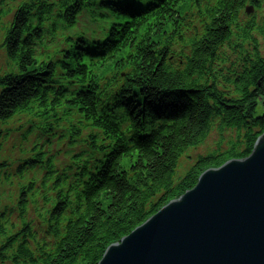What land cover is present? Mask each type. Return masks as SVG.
<instances>
[{"label":"trees","instance_id":"trees-1","mask_svg":"<svg viewBox=\"0 0 264 264\" xmlns=\"http://www.w3.org/2000/svg\"><path fill=\"white\" fill-rule=\"evenodd\" d=\"M249 4L259 10L261 0H26L16 9L1 47L16 68L0 71V141L24 116L22 130L79 149L66 167L42 153L20 164L17 177L45 176L22 184L13 207L0 205V264H100L203 173L251 156L264 135V20L245 15ZM85 12L118 22L73 37ZM215 127L230 132L226 144L176 182L180 159ZM11 169L0 162L4 184Z\"/></svg>","mask_w":264,"mask_h":264},{"label":"water","instance_id":"water-1","mask_svg":"<svg viewBox=\"0 0 264 264\" xmlns=\"http://www.w3.org/2000/svg\"><path fill=\"white\" fill-rule=\"evenodd\" d=\"M100 264H264V135L250 157L203 173Z\"/></svg>","mask_w":264,"mask_h":264},{"label":"rangeland","instance_id":"rangeland-1","mask_svg":"<svg viewBox=\"0 0 264 264\" xmlns=\"http://www.w3.org/2000/svg\"><path fill=\"white\" fill-rule=\"evenodd\" d=\"M26 0H0V46L5 42V35L7 29H9L11 23L14 20L16 9ZM255 16L259 22L264 20V0H261V7L255 12ZM90 17L85 13L84 24L89 21ZM78 32V31H76ZM262 55L264 56V40L259 39ZM15 66L8 59L4 49L0 51V71L5 74L6 72H12L15 70ZM29 118L20 116L16 118L11 127L13 132L11 136L0 141V162L6 161L12 165V171L15 175V179L12 184H4L0 178V205H9L13 207L18 199V194L22 184L30 182L31 179L41 180L45 176V171L42 169L37 171H25L23 177H17V171L20 168V164L26 159H36L39 153H42V157L46 160L52 161L54 166L58 168L66 167L71 163L72 157L76 155L78 147H69L68 142L59 141L57 137H44L40 136L42 133L37 134L36 131L28 133V128L22 130L23 125L28 126ZM25 134V136H24ZM220 136L217 127L213 129L206 142L198 148L190 149L180 159L178 167L175 173V180H181L192 166L197 162L200 157H206L213 153L218 144L223 141L226 144L230 138V132H224V136ZM4 209H1L3 211ZM17 211V209L15 210ZM9 221L13 224H18V215L15 212L14 216ZM32 220V216L29 218Z\"/></svg>","mask_w":264,"mask_h":264}]
</instances>
